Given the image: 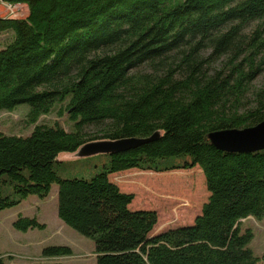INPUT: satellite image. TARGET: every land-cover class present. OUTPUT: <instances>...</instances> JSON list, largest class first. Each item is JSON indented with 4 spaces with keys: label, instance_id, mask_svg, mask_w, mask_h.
Segmentation results:
<instances>
[{
    "label": "trees",
    "instance_id": "obj_1",
    "mask_svg": "<svg viewBox=\"0 0 264 264\" xmlns=\"http://www.w3.org/2000/svg\"><path fill=\"white\" fill-rule=\"evenodd\" d=\"M10 2L25 4L28 14L0 18V34L11 37L0 49V111L28 104L35 127L26 137L0 133V211L28 196L46 198L56 184L57 216L93 242L96 264H264L248 248L251 230L239 228L241 220L264 216V150L226 153L208 140L210 133L264 120V88L241 111L264 65V0ZM206 49L210 58L230 57L225 75L202 73L197 59ZM174 55L175 68V60L168 64ZM143 65L152 72H138ZM63 102L72 132L37 124ZM86 126L107 128L92 139ZM155 133L153 142L105 155L107 163L90 179L58 175L62 153ZM195 167L209 194L200 214L156 235V211L132 210L134 194L109 179L132 169L164 174ZM191 175H164L178 176L164 185L188 184ZM13 226L44 228L27 217ZM71 254L67 246L41 251L43 258Z\"/></svg>",
    "mask_w": 264,
    "mask_h": 264
},
{
    "label": "rangeland",
    "instance_id": "obj_2",
    "mask_svg": "<svg viewBox=\"0 0 264 264\" xmlns=\"http://www.w3.org/2000/svg\"><path fill=\"white\" fill-rule=\"evenodd\" d=\"M18 3L20 5L8 7L9 4L13 3L0 0V18H25L28 14L27 6L21 2H15V4ZM254 27L255 23L250 24L245 33L249 34ZM10 38L9 33L0 34V49L10 41ZM210 55L211 50L206 49L200 53L197 59L202 73L205 76H211L219 72L225 75L224 73L230 67V57L210 58ZM179 59L174 55L168 60V64L175 60L173 65V68H175ZM157 69L160 70L161 68ZM138 72L151 73L152 67L143 65ZM262 88H264V65L248 85L241 111L253 105V94ZM42 89L43 87L39 88V90ZM65 106L66 102L55 105L49 114L40 117L37 124L58 125L65 131L72 132L74 123L69 120ZM29 108L28 104H19L11 111H0V133L7 136H29L35 127L27 120ZM106 128L86 126L83 131L87 138L94 139L101 136ZM58 159L64 162L63 166L58 168V175L65 179H90L99 173L102 166L107 163L105 154L78 157L77 154L62 153ZM200 171L198 167H195L190 170H174L163 174L132 169L117 175L120 177L117 180L122 181V188H120L122 192L134 194L135 198L131 203L132 210L156 211L158 228L153 229L151 234L156 235L170 227L190 225L195 217L200 214L201 206L206 202L208 194L205 188L204 176ZM148 173H153L154 176H147ZM171 173H187L192 174V177L186 180L188 184L172 183L171 185H164L167 182L166 179L170 180V178L178 177H163ZM114 177L111 176V179L114 180ZM198 177L201 179V183L196 182L199 181ZM151 186L153 190L150 189ZM57 191L58 186L53 184L46 198L28 196L20 204L0 211V255L3 257L5 264H96L93 242L78 234L58 218ZM202 192L204 193L203 196L197 199V196ZM19 217L36 218L40 224L44 225V228L28 229L27 231L16 230L13 223ZM239 228L241 232L247 229L251 230L253 238L248 244V248L264 262V216L260 219L248 217L241 220ZM49 246H67L71 249L72 254L56 258V261H49L41 256L42 249Z\"/></svg>",
    "mask_w": 264,
    "mask_h": 264
},
{
    "label": "water",
    "instance_id": "obj_3",
    "mask_svg": "<svg viewBox=\"0 0 264 264\" xmlns=\"http://www.w3.org/2000/svg\"><path fill=\"white\" fill-rule=\"evenodd\" d=\"M21 1V0H3ZM155 133L148 138H128L117 141H93L83 145L76 153L78 157H90L98 154H116L135 149L143 144L157 140ZM211 145L226 153H253L264 150V120L255 126L213 132L208 135Z\"/></svg>",
    "mask_w": 264,
    "mask_h": 264
},
{
    "label": "crops",
    "instance_id": "obj_4",
    "mask_svg": "<svg viewBox=\"0 0 264 264\" xmlns=\"http://www.w3.org/2000/svg\"><path fill=\"white\" fill-rule=\"evenodd\" d=\"M125 172V171H124ZM124 172H120V173H116V174H113V175H110L109 176V179L113 182V183H115L117 186H118V188L120 189V188H122V186H121V182L122 181H119V180H117V178H120V177H118L117 175H119V174H121V173H124ZM127 172V171H126ZM201 172V171H200ZM201 174H202V172H201ZM111 176H115L114 177V180H112L111 179ZM123 177V176H122ZM124 178V177H123ZM128 181V180H127ZM122 191V190H121ZM207 191V190H206ZM203 192L201 193V194H199V197L201 198L202 196H203ZM206 194V193H205ZM208 196H209V194H207V198H208ZM197 199H198V196H197ZM130 208H131V204H130V206H129ZM137 207V206H136ZM132 209V208H131ZM137 209V208H136ZM194 221V220H193ZM158 222V221H157ZM157 225V224H156ZM154 228H158V226L157 227H154ZM171 228V227H170ZM47 260H49V261H56L57 259L56 258H47Z\"/></svg>",
    "mask_w": 264,
    "mask_h": 264
},
{
    "label": "built area",
    "instance_id": "obj_5",
    "mask_svg": "<svg viewBox=\"0 0 264 264\" xmlns=\"http://www.w3.org/2000/svg\"><path fill=\"white\" fill-rule=\"evenodd\" d=\"M16 5H20V3H18V4H15V3H13V4H9L8 7H11V6L14 7V6H16ZM23 18H24V17H23Z\"/></svg>",
    "mask_w": 264,
    "mask_h": 264
}]
</instances>
